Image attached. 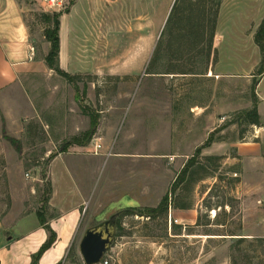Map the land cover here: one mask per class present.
<instances>
[{
    "label": "rangeland",
    "instance_id": "374dc122",
    "mask_svg": "<svg viewBox=\"0 0 264 264\" xmlns=\"http://www.w3.org/2000/svg\"><path fill=\"white\" fill-rule=\"evenodd\" d=\"M173 1L93 0L87 12L81 2L74 62H59L64 72L80 76L78 92L47 66V72L20 79L18 103L0 109V235H20V225L37 222L38 211L47 215L50 157L88 131L85 107L97 114V131L87 146H71L66 153L98 155L99 159H88L87 176L81 177L92 193V207L61 264H84L79 244L89 227L135 204L138 209L156 207L211 133L212 144L197 159L201 167L194 169L192 179L179 187L175 197L177 204L191 205L202 223L213 222L217 214V223L226 228L175 224L170 214L156 221L124 217L123 234L116 230L104 258L108 264H231L234 256L236 264H264V243L254 242L264 239V75L257 76L258 47L249 50L246 61L223 62L218 69L224 74L218 77L219 62L207 67L200 57L189 61L165 58V35L156 63L158 73L147 74L159 43L155 31L165 29ZM29 5L26 23L42 53L46 41L41 14H64L71 7L69 0L61 8ZM126 15L127 33L120 36ZM195 63L196 75L179 74ZM167 70L174 73L166 74ZM255 80H259L255 93L260 127L238 120L240 113L253 107ZM3 111L8 112V121ZM4 135L20 142L22 154ZM96 146L101 148L96 150ZM211 157L219 159L206 161ZM111 173L118 195L108 190ZM220 233L250 240L234 255L231 248L237 236L226 240L206 236Z\"/></svg>",
    "mask_w": 264,
    "mask_h": 264
},
{
    "label": "crops",
    "instance_id": "0c3cea01",
    "mask_svg": "<svg viewBox=\"0 0 264 264\" xmlns=\"http://www.w3.org/2000/svg\"><path fill=\"white\" fill-rule=\"evenodd\" d=\"M47 1L48 0H0L1 110L4 104L14 103L15 105L18 103L15 98L21 78L32 77L35 74H42L48 71L44 59L49 52V44L46 42L42 45L43 54L39 52L38 44L33 39L25 18L26 14L30 11L29 4L31 2H34L35 5L37 3L44 7ZM61 1L64 4L67 0ZM81 2H84L86 8L84 12H87L93 0H76L75 4L70 8L69 13L63 14L60 18L59 62H74L73 49L76 46V38L78 35L77 26L80 24V14H76ZM173 2L169 10H171ZM56 11L58 12L60 10L56 9ZM127 16L128 15H126L125 20H121L120 36L123 31L127 33ZM263 18L264 0L221 1L213 40V53L210 60V62H219L215 68V73L218 77H222L224 74L223 69H218L219 65L223 62H241V59L246 61L249 50H255L256 44L254 42V36ZM123 22L125 24L124 26ZM164 30L157 29L155 31L159 43L161 44V51L163 42L161 39L166 35L164 34ZM112 40L113 38L111 37L110 41ZM67 41L69 47L67 46ZM225 44L227 45L224 47ZM157 46L155 45L153 49V55ZM31 48H34L33 58H31L30 54ZM140 53L141 57H143V52ZM166 57L169 60H173V58H169L167 55L165 58ZM200 58L203 60L202 57ZM175 59L189 61L195 58L187 55L183 50L182 56L176 57ZM253 62L256 65L255 58ZM31 109L32 115L34 112L36 113V111H34L35 108L32 107ZM6 112L7 111L3 113V119L8 121L9 115L8 112ZM92 158L99 159L98 155L92 154L60 153L51 161L48 169L51 195L49 197L47 215L45 217L47 225H49L56 234V242L43 254L39 260V264H59L64 261L66 257H68V253L77 238L81 226L85 223L87 214L92 207L90 202L92 193L86 189V179H82L81 177L87 176L84 169L88 165V159ZM59 164H61V166H59ZM100 165L101 160L99 168ZM113 173L109 176L108 190H111L113 194H117L118 190L117 192L113 191V186H115L112 177ZM120 194L126 195L122 194L121 191ZM101 202L102 201L98 202L96 207L100 205ZM111 202H113V200ZM138 207H140L139 204H135L129 208ZM156 207L149 206L146 208ZM169 214L171 216V221L172 215H174L173 220L183 225L195 226L198 220V213L193 210L192 207L188 210H176L171 207ZM35 217L37 218L36 214ZM24 219L18 221V223L21 221L23 222ZM17 226L18 225H16V227ZM219 228L224 229L226 227L219 226ZM18 230L20 231V235L17 236L10 235L8 237L0 235V264H31L32 256L48 239V233L40 225L38 218L37 222L31 223L30 226L24 222V224L20 225ZM217 235L224 234L220 233ZM215 238L227 239L226 237Z\"/></svg>",
    "mask_w": 264,
    "mask_h": 264
},
{
    "label": "trees",
    "instance_id": "16d2710c",
    "mask_svg": "<svg viewBox=\"0 0 264 264\" xmlns=\"http://www.w3.org/2000/svg\"><path fill=\"white\" fill-rule=\"evenodd\" d=\"M76 0H69V5L72 7L75 4ZM222 0H175L173 6L170 10L168 19L165 24L164 34L168 35V40L165 46V51L169 58L175 59L176 57L182 56V51L187 55L192 56L193 58L202 57L204 61V65L207 67L210 66L212 62L211 56L213 53V40L217 25V19L219 14V8ZM69 13V8L66 9L64 14ZM63 13H43L41 14V21L45 25V29L43 31L44 40L49 44V52L45 57L44 61L46 66L54 71L56 74L64 78L68 83L74 86L76 92H78L77 83L80 79V76H72L66 72H64L59 65V54H60V18ZM254 42L258 47L260 53V64L257 70V76L261 78L264 75V18L260 23L255 36ZM161 51V44H159L156 48V51L153 55V58L150 62L149 68L147 70V74L153 75L157 74V57ZM196 63L192 64L190 68L186 70H180L179 74L182 75H196L197 71ZM174 73L171 70H167L166 74ZM259 80H255L252 83L251 90L253 93V107L251 110L242 112L238 115V120L242 123H246L248 125L260 127V115L258 112L257 105V96L255 93L256 86L258 85ZM79 95V94H78ZM79 98V97H78ZM85 115L89 117L90 120V128L88 131L82 133L77 137H73L69 142H67L61 153H66L67 149L71 146L85 147L87 146L91 140L93 139L97 127H98V116L94 112H89L87 108H83L82 111ZM4 138L7 142L11 144V146L16 150L18 154H22V146L20 142L14 138H11L7 135H4ZM213 142V133H211L204 143L203 146L197 148L194 156L189 159L179 174L176 176L174 183L170 187V190L163 196L159 205L156 208H146V209H138V208H128L122 210L118 213L116 230L119 232L121 236L123 234L122 228V219L124 217H143L149 221L156 220H166L168 218L171 207L176 210H188L191 209V205L178 203L177 198L175 197L176 191L180 186L189 181V179L193 177L195 170L199 169L201 166L199 165L197 159L200 157V153L202 149L209 147ZM56 156L50 157V161H52ZM219 158L211 157L207 158L206 161L215 162ZM48 198L45 199L44 205L47 208L49 197L51 195V186L48 190ZM219 206L218 208H220ZM217 210V209H216ZM40 225L47 231L48 239L46 242L39 248V250L32 256L31 264H39L40 258L43 254L48 251L56 242V234L47 225V220L44 214L41 211L36 213ZM218 215L214 216V221L210 222L206 221L205 223L201 222V217H198L197 223L194 226L195 228H209V227H226V224L217 223ZM174 230H180L181 226H173ZM180 234H176L175 236H179ZM209 240L210 237H234L236 235H213L207 234ZM238 238L233 239L234 244L232 245V252L235 254H240L241 245L247 243L250 239L244 238L243 236H237ZM226 240V239H222ZM254 242L259 244L264 243V239L257 238L254 239ZM72 248L70 249L68 255L71 253ZM261 254L260 252H257ZM258 257V256H257ZM232 256L231 264H236L235 260ZM105 260L103 257L102 262ZM61 264V263H59Z\"/></svg>",
    "mask_w": 264,
    "mask_h": 264
},
{
    "label": "water",
    "instance_id": "95a60500",
    "mask_svg": "<svg viewBox=\"0 0 264 264\" xmlns=\"http://www.w3.org/2000/svg\"><path fill=\"white\" fill-rule=\"evenodd\" d=\"M117 218L118 213L84 232L79 244V253L84 264L102 263L114 241Z\"/></svg>",
    "mask_w": 264,
    "mask_h": 264
},
{
    "label": "built area",
    "instance_id": "2783aa9c",
    "mask_svg": "<svg viewBox=\"0 0 264 264\" xmlns=\"http://www.w3.org/2000/svg\"><path fill=\"white\" fill-rule=\"evenodd\" d=\"M48 8H61L63 6V3L61 0H48L47 1V4ZM30 54H31V58L34 57V48H31L30 49ZM101 147L100 146H96V150H99ZM97 154V153H96ZM175 224L178 223V221L176 220H173ZM102 264H108V261L107 260H104L102 262Z\"/></svg>",
    "mask_w": 264,
    "mask_h": 264
}]
</instances>
